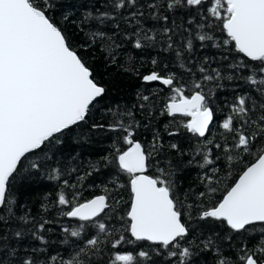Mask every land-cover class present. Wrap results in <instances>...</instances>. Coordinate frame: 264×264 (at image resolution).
Returning a JSON list of instances; mask_svg holds the SVG:
<instances>
[{
	"label": "snow or ice",
	"instance_id": "1",
	"mask_svg": "<svg viewBox=\"0 0 264 264\" xmlns=\"http://www.w3.org/2000/svg\"><path fill=\"white\" fill-rule=\"evenodd\" d=\"M98 3L82 19L97 25L86 50L92 41H99L102 51L108 47L115 53L129 42L136 50L171 53L164 68L171 64L177 69L153 70L142 77L146 85L157 82L167 88V100L159 108V92L139 93L131 108L117 104L105 109L112 123L90 125L93 130L123 133L127 149L114 144L112 155L89 161L86 174L114 169L112 188H128L129 207L119 214L121 201L113 195L84 202H78L76 195L69 199L63 188L76 185L63 180L52 208H58V216L78 222V227H63L61 241L69 245V238H77L71 241L77 251L68 259L59 253L44 256L55 243L45 235L52 231L45 228L52 221H37L30 209L19 204L14 188L34 175L60 180L61 169L51 163L54 149L92 119L93 111L106 103L109 90L47 14L54 6L51 0H0V264H145L153 259L149 251L141 249L136 255L120 251L121 245L145 242L156 256L163 249L176 264H196L194 258L202 252L213 254V264H264V0ZM145 19L153 25L146 26ZM217 30L225 34L223 38H217ZM211 49L218 51L210 56L206 50ZM115 61L111 55L110 62ZM151 63L155 68L159 61L154 58ZM241 86L242 94L236 91ZM224 90L233 92V102L219 125L220 138H209L218 110L216 93ZM136 112L144 114L147 122L137 120ZM157 112L169 118L164 125L168 136H180L182 128L199 138L189 164L202 156L201 168L222 158L225 167L243 165L218 202L207 204L205 198L206 192L210 196L219 190V180L205 174L201 183L206 190H182L177 180L182 162L166 156L163 163L156 159L165 152L151 123ZM140 128L151 134L147 144L135 138ZM167 148L186 154L178 143ZM211 171L215 175L218 169ZM120 176L129 178L127 185L120 183ZM18 205L23 209L19 213ZM42 209L51 211L47 204ZM105 217L119 222V229L110 228ZM201 222L212 226V231L205 233ZM88 229H95V234L88 235ZM25 240H36L40 246L25 245ZM250 241H254L251 246Z\"/></svg>",
	"mask_w": 264,
	"mask_h": 264
},
{
	"label": "trees",
	"instance_id": "2",
	"mask_svg": "<svg viewBox=\"0 0 264 264\" xmlns=\"http://www.w3.org/2000/svg\"><path fill=\"white\" fill-rule=\"evenodd\" d=\"M53 7L47 9V14L53 19L64 32V34L70 39L73 48L77 49L81 55L85 56L87 63L94 70L96 78L108 88V96L105 98L106 103L100 105L93 111L92 119L87 124H83L79 128L73 130V136L64 138V143L58 145L54 151L56 152L55 162L52 163V167L61 169L63 173L60 180H49L46 176L34 175L31 180L17 185L14 188L15 194L18 198L19 204L25 205L26 208L31 210V215L36 218L37 221H41V218L48 219L52 223L45 225L46 229H51L50 233H46V238H49L52 243L47 249L44 256L57 255L58 253L65 259L70 258L71 255H75L77 249L71 247V241L77 238H69L70 244L65 245L61 241L64 239L62 233L63 227L75 228L78 227V222L71 221L67 217H61L57 215L58 208H52L53 202L58 197V192L63 188V180L67 179L70 184H75V188H63L67 198L72 199L74 195L77 196L78 202H84L90 200L98 195H113L118 196L120 204L117 206V212L124 214L129 207L130 192L127 187L123 189H113L111 180L114 178L115 170L111 167L101 168L99 172H93L91 176L86 173L90 170L89 161L95 162L102 156H108L113 154V145L118 144L121 150H126L128 145L123 143V133L117 131H111L108 128L104 129H91L90 125L93 121L110 124L113 122V117L110 113L105 111L108 107H114L119 105L121 108H131L132 105L138 103V94L151 95L154 92H159L160 97L157 99V108L166 102L167 100V88L158 83L144 84L142 82L143 75L149 74L155 70L162 73L171 71H177L171 64L169 68H164V64L168 63L171 53L159 51V49L148 48L146 50H136L132 47V44L125 42L122 49H117L113 53L111 48H104L101 50V43L99 41H92L91 45L85 49V45H89L91 33L97 30L95 23H82L83 16L88 10H93L99 7L98 0H51ZM67 16V19L64 17ZM153 21L145 19V24L148 27L153 25ZM81 28L84 30L81 31ZM105 31L111 33L110 28H105ZM217 38L221 39L225 34L220 33L217 30ZM119 42V41H117ZM208 55H214L218 50L211 49L206 50ZM111 55H115V63H111ZM107 57V59H106ZM157 59L159 63L155 68L151 63L152 59ZM215 67V64H213ZM163 88V91L161 89ZM238 93H244L245 87L241 86L236 90ZM233 92L231 90L217 91L215 106H218V110L215 114V123L209 134V138L219 139L223 129L220 128V124L223 119L229 114L227 105L233 102ZM155 99V97H154ZM135 111V110H134ZM136 119L142 122H147V118L144 114L136 112ZM186 119V118H185ZM169 118L160 116L157 114L152 119V126L159 131L162 142L165 145V152L157 156V160H161L166 156L168 160L181 161L180 168L177 171V180L179 181L182 190L194 189L199 192L206 190L205 184L201 183L202 177L207 174L214 180H219V190L210 196L206 192L205 203L213 204L222 199L226 194V189L230 187L236 179H238L239 171L243 165H230L225 167L223 158L217 160L214 165H208L201 168L199 165L203 163L202 156H195V159L191 164L188 163L192 159L194 152L193 149L199 146V138L187 133L186 130L180 129L181 135L178 137H170L167 135L164 125L168 123ZM171 127H175L172 125ZM78 138V142L76 140ZM135 138L140 142L147 144L151 139V134L146 133L143 128L136 130ZM169 143H178L180 148L186 153L180 156L176 151L167 148ZM150 147V145H149ZM217 150L213 148V153ZM51 155V153H50ZM214 158V157H210ZM249 161L253 157H247ZM27 166V165H26ZM71 168H76V172H71ZM216 168L218 172L214 175L211 169ZM113 175H109V173ZM153 174L155 170H152ZM79 176H84L83 180H79ZM127 176H120V183L127 185ZM216 187V184L212 185ZM105 187L108 188V192H105ZM47 204L51 211L44 212L42 205ZM18 213L23 211L19 205L15 209ZM109 215H113L109 213ZM104 222L109 224L110 228L119 229V222H113L104 218ZM194 223V222H189ZM203 231L205 233L212 231V226L201 222ZM217 230L223 231L218 228ZM193 231H196L194 228ZM95 229H88L87 234H95ZM116 232L114 231V235ZM127 236V233H125ZM254 241L249 242V246ZM25 245L31 244L34 247H38L39 242L36 240H25ZM149 251L152 255V261L145 262V264H176L175 261H169L166 258L164 250L161 249V255L156 256L151 252V246H148L146 242L144 244H124L121 245L120 251H131L134 255L139 250ZM196 264H213V254L210 252H202L195 258Z\"/></svg>",
	"mask_w": 264,
	"mask_h": 264
},
{
	"label": "water",
	"instance_id": "3",
	"mask_svg": "<svg viewBox=\"0 0 264 264\" xmlns=\"http://www.w3.org/2000/svg\"><path fill=\"white\" fill-rule=\"evenodd\" d=\"M154 83H157V82H153L152 84H154ZM213 127V126H212ZM212 129V128H211Z\"/></svg>",
	"mask_w": 264,
	"mask_h": 264
}]
</instances>
